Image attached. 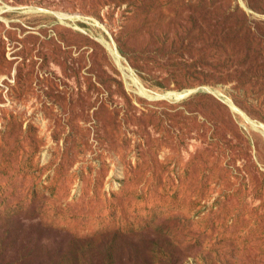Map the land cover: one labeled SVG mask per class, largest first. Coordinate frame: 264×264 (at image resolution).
I'll return each mask as SVG.
<instances>
[{"label": "rangeland", "instance_id": "rangeland-1", "mask_svg": "<svg viewBox=\"0 0 264 264\" xmlns=\"http://www.w3.org/2000/svg\"><path fill=\"white\" fill-rule=\"evenodd\" d=\"M0 264H264V0H0Z\"/></svg>", "mask_w": 264, "mask_h": 264}, {"label": "water", "instance_id": "water-1", "mask_svg": "<svg viewBox=\"0 0 264 264\" xmlns=\"http://www.w3.org/2000/svg\"><path fill=\"white\" fill-rule=\"evenodd\" d=\"M198 89H194V90H189L190 92H195V91H197Z\"/></svg>", "mask_w": 264, "mask_h": 264}]
</instances>
